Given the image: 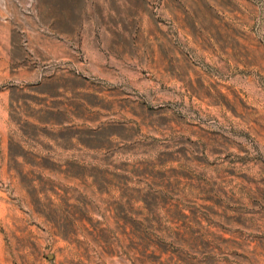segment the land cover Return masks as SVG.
I'll use <instances>...</instances> for the list:
<instances>
[{"label": "rangeland", "instance_id": "374dc122", "mask_svg": "<svg viewBox=\"0 0 264 264\" xmlns=\"http://www.w3.org/2000/svg\"><path fill=\"white\" fill-rule=\"evenodd\" d=\"M0 264H264V0H0Z\"/></svg>", "mask_w": 264, "mask_h": 264}]
</instances>
